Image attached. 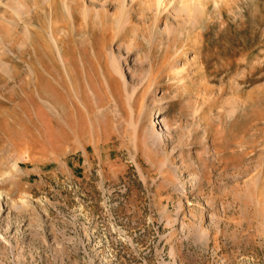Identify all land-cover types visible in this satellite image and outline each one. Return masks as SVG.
Wrapping results in <instances>:
<instances>
[{
  "label": "rangeland",
  "instance_id": "374dc122",
  "mask_svg": "<svg viewBox=\"0 0 264 264\" xmlns=\"http://www.w3.org/2000/svg\"><path fill=\"white\" fill-rule=\"evenodd\" d=\"M0 264H264V0H0Z\"/></svg>",
  "mask_w": 264,
  "mask_h": 264
},
{
  "label": "bare ground",
  "instance_id": "6f19581e",
  "mask_svg": "<svg viewBox=\"0 0 264 264\" xmlns=\"http://www.w3.org/2000/svg\"><path fill=\"white\" fill-rule=\"evenodd\" d=\"M186 18H187V17H186ZM84 30H85V29H84ZM94 30H95V29H94ZM161 33H162V32H161ZM60 40H61V39H60ZM56 51H57V50H56ZM61 51H62V50H61ZM59 54H60V53H59ZM60 57H61V56H60ZM61 59H62V57H61ZM112 61H113V60H112ZM62 62H63V60H62ZM64 64H65V62H64ZM112 65H113V64H112ZM64 66H65V65H64ZM64 68H65V67H64ZM67 68H68V66H67ZM116 68H117V67H116ZM68 69H69V68H68ZM68 69H67V70H68ZM69 72H70V71H69ZM69 72H67V74H68ZM71 72H72V71H71ZM65 73H66V72H65ZM104 74H105V73H104ZM113 74H114V73H113ZM113 74H112V75H113ZM108 76H109V75H108ZM110 76H111V74H110ZM110 76H109V77H110ZM71 77H72V76H70V78H71ZM111 77H112V76H111ZM71 81H72V78H71ZM69 82H70V80H69ZM72 83H73V82H72ZM70 84H71V83H70ZM73 85H74V83H73Z\"/></svg>",
  "mask_w": 264,
  "mask_h": 264
}]
</instances>
